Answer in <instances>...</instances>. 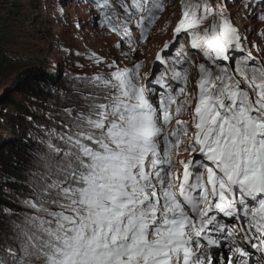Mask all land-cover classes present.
Masks as SVG:
<instances>
[{
	"label": "snow or ice",
	"instance_id": "obj_1",
	"mask_svg": "<svg viewBox=\"0 0 264 264\" xmlns=\"http://www.w3.org/2000/svg\"><path fill=\"white\" fill-rule=\"evenodd\" d=\"M96 7L133 51L130 25L147 39L164 11L163 0ZM181 8L173 40L155 57L164 66L156 103L142 64H108L116 70L84 79L87 111L68 110L60 144H47L49 175L25 201L36 214L18 229L22 256L8 249L15 264H213L212 233L228 227L221 214L264 243V56L252 55L220 0H182ZM172 45L179 50L169 63ZM170 82L181 85L180 103Z\"/></svg>",
	"mask_w": 264,
	"mask_h": 264
},
{
	"label": "rangeland",
	"instance_id": "obj_2",
	"mask_svg": "<svg viewBox=\"0 0 264 264\" xmlns=\"http://www.w3.org/2000/svg\"><path fill=\"white\" fill-rule=\"evenodd\" d=\"M126 2L131 3V0H126ZM111 3L118 5L119 0H111ZM220 3L226 7L233 24L242 35L248 38L245 44L251 50L252 55L257 58L264 56V21L259 19L261 15H264V3L261 0H220ZM163 4L164 11H158L157 19L147 28V39L141 37L134 23L130 25L131 43L135 48L133 51L128 47V40L123 37V33L118 35L102 23L104 17L101 15V10L96 7V0H0V18L2 17L5 22L8 33L7 49L11 55L15 56L14 64L0 76V96L12 91L11 82L28 67L45 65L61 77L57 97L49 103L52 107H42L41 110L33 108L32 110L41 116L40 119L45 124L40 125L38 160L30 174L28 196L24 199V212L20 215L21 222L14 227L17 233L20 227L26 225L27 217L36 214L26 205L25 201L35 199L33 190L41 185L49 175L48 142L60 144L56 135L66 132L71 126L68 110H71L73 116L81 110L87 111L89 101L85 97L90 95V90L85 87L84 79L98 74L105 75L116 70L108 68V64L114 63L123 69L132 68L134 64L139 63L143 65L141 76L144 83L148 84L154 93L151 99L154 103L158 101V94L164 90L155 83V80L164 71V66L160 65L155 57L163 45L174 38L173 28L181 17L182 0H163ZM182 43L187 45L186 40ZM117 45L120 46L117 47ZM178 50L177 45H172L164 53L169 63L177 58ZM124 53L128 55L125 56ZM240 55L242 54L233 53L234 57ZM97 60L103 62L97 63ZM176 67L179 70L181 66L176 65ZM149 81H151L150 84ZM170 83H173L174 92L179 97L178 88L181 85L175 82ZM187 90L188 92L196 90V70L194 68L191 69ZM182 99L183 97H179L177 103H180ZM192 106H195L194 101ZM181 119L187 121L189 116L183 115ZM0 136L9 138L10 134L2 131ZM188 158L187 155L176 157V159L185 160ZM52 179L55 177L53 176ZM218 219L228 227L220 233H212L217 244L221 240L224 244L218 249L213 246L209 250L211 256L221 258L219 253L225 254L226 264L234 260L238 264V259L246 260L251 257L252 251L246 249L243 246L244 243L253 249L260 250L261 253L264 251V243H261L259 239L246 238L245 232L241 230V222H234L222 214ZM233 227L236 229L235 235L228 237L226 233ZM248 236L250 237L251 234ZM16 239L19 241L18 236ZM17 243L19 246L8 245L6 249H13L16 257L20 258L22 253L20 243ZM236 247H240L246 254L243 257L239 255L238 258ZM0 264H15L9 251L0 260Z\"/></svg>",
	"mask_w": 264,
	"mask_h": 264
},
{
	"label": "trees",
	"instance_id": "obj_3",
	"mask_svg": "<svg viewBox=\"0 0 264 264\" xmlns=\"http://www.w3.org/2000/svg\"><path fill=\"white\" fill-rule=\"evenodd\" d=\"M7 38L1 17L0 76L15 62L7 49ZM60 81L61 77L45 65L32 66L15 77L10 93L0 96V132L10 134L9 138L0 136V260L8 245L19 246L14 227L21 222L30 174L38 160L40 125L45 122L32 110L52 107L49 103L57 97Z\"/></svg>",
	"mask_w": 264,
	"mask_h": 264
},
{
	"label": "bare ground",
	"instance_id": "obj_4",
	"mask_svg": "<svg viewBox=\"0 0 264 264\" xmlns=\"http://www.w3.org/2000/svg\"><path fill=\"white\" fill-rule=\"evenodd\" d=\"M234 235H235V233H234ZM233 235V236H234ZM231 243V242H230ZM243 246H245V248L246 249H249V250H251L252 252H251V257L249 258V259H246V260H244V259H238V261H240V260H243V261H245L246 262V264H255V263H260V264H264V254H263V252L261 253V251L260 250H258V249H253V248H251L248 244H246V243H244V245ZM264 250V249H263ZM239 253H238V258H239ZM214 257H212V259H213ZM214 263H215V258H214ZM229 264H236V261L234 260V262L233 261H231Z\"/></svg>",
	"mask_w": 264,
	"mask_h": 264
}]
</instances>
